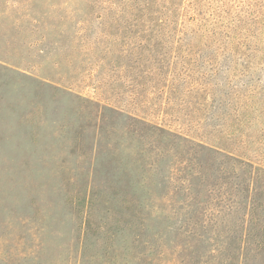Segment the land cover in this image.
Segmentation results:
<instances>
[{
    "label": "rangeland",
    "instance_id": "rangeland-1",
    "mask_svg": "<svg viewBox=\"0 0 264 264\" xmlns=\"http://www.w3.org/2000/svg\"><path fill=\"white\" fill-rule=\"evenodd\" d=\"M94 92L128 111L81 103ZM100 129L114 149L91 163ZM191 153L209 172L191 180L196 244L170 194ZM251 195L264 200V0H0V264H198L217 233L204 202L236 246Z\"/></svg>",
    "mask_w": 264,
    "mask_h": 264
},
{
    "label": "trees",
    "instance_id": "trees-1",
    "mask_svg": "<svg viewBox=\"0 0 264 264\" xmlns=\"http://www.w3.org/2000/svg\"><path fill=\"white\" fill-rule=\"evenodd\" d=\"M91 80L94 81V79ZM84 83L90 85L89 80H87V82L85 80ZM94 94L97 95L95 96V100L92 99V97L94 96L90 95L89 93L78 94V97L81 99V103L87 102V104L95 105L103 103L102 108L106 107L107 110L114 111L116 113L126 114V112L128 111V108H123L124 106L115 107L112 103L98 98L100 97L98 92H94ZM141 122L145 126L149 125L150 123L143 120ZM102 131L103 135L102 133H100ZM105 131L106 129L99 130L98 134L94 137L96 140H94V142L98 143L97 146L93 145L92 148H90L89 152L85 154V156H88V160H91V163H94L98 155H100L99 153L101 149L107 150V153L112 152V150L114 149V147H110V144H106V146L110 148L103 147L106 142ZM101 138H104V140L102 141L104 142L103 146L100 143ZM160 151V154L152 161L148 162V165H146V167L145 164L138 166V168L141 170L142 179L146 178V175L150 174V172L152 173L156 170L155 165L157 164L158 160L167 156V151L165 149H162ZM172 163H175L172 166V168L174 169L179 165L180 160H177V162L173 161ZM199 163L200 161L196 159V154L191 153V157L187 162H185V166L188 164L185 173L181 174V172L172 170V177L175 178L176 181H174L171 177L172 185H175L177 188L170 191V194L172 195L176 191L179 192L182 201V208L175 209L172 211V213L174 216H176L175 218L178 221L179 232L189 242L192 241V244H196V242L201 241L203 232L205 231V226L198 222V215H195L197 211L195 212L192 207V205H194V202L198 198L197 196L199 194V189H197L196 186H193L191 180H199L200 182L206 183L209 179L208 164ZM90 171L91 169L88 168L89 174H91ZM210 190L211 189L208 190L206 198L210 197ZM143 191L144 194L148 193V188L143 189ZM246 199L247 201L243 207L244 215L241 218V221H243L241 223V225H243L242 231L239 235V238L236 237L238 239V244L236 246L229 244L230 241L226 242V240H230L227 238L228 236H230V234L224 235L225 223L228 218L225 220L220 219L221 211L217 209L212 211L209 207L206 206V201L204 202L203 210L201 212V219L202 217H206L208 222L204 223L203 219L200 220V222L202 221V223L209 225L217 233H214L213 236L209 237L207 241L208 250H206L204 254L201 255L196 252V260L197 262H199L198 264H264V200L258 205L260 198L253 197L251 195ZM122 203L124 204V207L127 211L131 210L134 204H136V196L130 193V195L127 196L122 201ZM239 207L240 206L237 205V203H232L228 208L229 210H226L227 216L232 215L237 209H239ZM133 215L135 214L133 213ZM221 236L223 240L218 241L219 237ZM29 240V243H27L28 246L26 247L28 254L37 248L34 246V243H32V239L29 238ZM19 241L17 246H12V244H10L11 246H9V248L19 250L21 245ZM154 249L157 252V247H155ZM13 256L16 258L18 264H21L26 257L21 255L18 256L17 254ZM11 258L12 257H9L10 260H12ZM188 258L192 259V256H188ZM182 260L185 261L183 255ZM172 261H174L173 258L169 263H171ZM182 264H184V262Z\"/></svg>",
    "mask_w": 264,
    "mask_h": 264
}]
</instances>
